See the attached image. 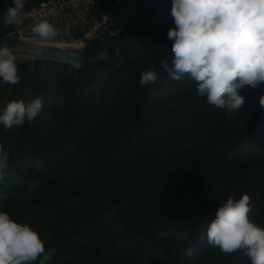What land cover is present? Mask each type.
<instances>
[{"label": "trees", "instance_id": "obj_1", "mask_svg": "<svg viewBox=\"0 0 264 264\" xmlns=\"http://www.w3.org/2000/svg\"><path fill=\"white\" fill-rule=\"evenodd\" d=\"M118 1L99 0L95 17H111ZM12 3L0 0L2 38L14 29L1 18ZM171 8L141 0L108 61L77 69L20 56V82L0 81V114L10 101H43L34 121L0 124L9 157L0 211L56 250L46 264H251L200 236L230 195L247 193L251 219L264 226V84L241 90L245 104L227 119L195 82L171 79L160 66L174 58ZM152 69L157 81L141 87Z\"/></svg>", "mask_w": 264, "mask_h": 264}, {"label": "clouds", "instance_id": "obj_2", "mask_svg": "<svg viewBox=\"0 0 264 264\" xmlns=\"http://www.w3.org/2000/svg\"><path fill=\"white\" fill-rule=\"evenodd\" d=\"M26 0H13L3 16L5 26L16 25L26 15ZM171 17L174 27L168 30L173 41L174 58H167L161 68L176 81L185 78L195 82L196 94L217 109L226 112V118L241 110L245 98L240 94L246 86L258 88L264 84V0H172ZM31 33L40 42L58 37L59 30L48 20L40 19L31 25ZM39 46L30 49L38 57ZM119 54V50L114 53ZM97 59L108 61L106 50L97 53ZM17 54L6 43L0 44V81L16 85L20 82ZM155 69L141 73V87L155 83ZM264 108V94L259 97ZM43 107L41 98L29 103H6L0 124L5 129L34 121ZM9 157L0 147V181L5 178ZM251 198L247 193L239 199L230 195L216 211L206 228L207 244L225 254L240 251L251 264H264V226L251 219ZM174 231V229H173ZM167 238L168 233H158ZM46 252L42 234L28 223H21L6 211H0V264H39ZM192 249L185 255L191 257Z\"/></svg>", "mask_w": 264, "mask_h": 264}, {"label": "water", "instance_id": "obj_3", "mask_svg": "<svg viewBox=\"0 0 264 264\" xmlns=\"http://www.w3.org/2000/svg\"><path fill=\"white\" fill-rule=\"evenodd\" d=\"M141 0H119L110 19L105 22L96 32L93 39L84 47L68 48L46 45L43 43L22 40L17 36H7L3 42L13 48L17 57H32L43 60L58 61L80 69L87 62L97 57V53L102 50L109 52L114 45L118 35L125 27L129 19L136 13ZM39 46L42 53L38 57L30 55V49ZM55 249L46 252L39 264H46L51 261L55 254Z\"/></svg>", "mask_w": 264, "mask_h": 264}, {"label": "built area", "instance_id": "obj_4", "mask_svg": "<svg viewBox=\"0 0 264 264\" xmlns=\"http://www.w3.org/2000/svg\"><path fill=\"white\" fill-rule=\"evenodd\" d=\"M98 2L99 0H43L38 5L24 10L26 15L22 18L20 23L12 25L14 29L10 35L17 36L22 40L39 43V38L34 37L31 33V25L40 19H46L50 23L54 22L56 27L55 17L66 8L75 9L76 20L74 22L67 23L64 28L59 29L57 27L59 33L68 34L75 27L87 25L93 33L96 34L99 28L110 19V16L104 17L103 20H99L95 17L93 12ZM4 14L1 16L2 20ZM6 37H0V44H2Z\"/></svg>", "mask_w": 264, "mask_h": 264}, {"label": "crops", "instance_id": "obj_5", "mask_svg": "<svg viewBox=\"0 0 264 264\" xmlns=\"http://www.w3.org/2000/svg\"><path fill=\"white\" fill-rule=\"evenodd\" d=\"M56 28H64L65 25L69 22H74L76 20V11L72 8H66L61 11L56 17ZM54 21V20H53ZM54 26V22H51ZM90 36H93V31L87 25H80L75 27L72 31L67 33H59L58 37L55 38L56 44H60L64 41L65 44H68L67 47H75L72 45L74 42H84L83 40H88ZM53 41V40H52ZM46 44V43H45ZM48 45V44H47ZM57 46V45H56ZM83 46L85 44L83 43Z\"/></svg>", "mask_w": 264, "mask_h": 264}, {"label": "rangeland", "instance_id": "obj_6", "mask_svg": "<svg viewBox=\"0 0 264 264\" xmlns=\"http://www.w3.org/2000/svg\"><path fill=\"white\" fill-rule=\"evenodd\" d=\"M95 36V33H93V36H90V38L88 40H83L84 42H74L72 43L73 46L75 47H68V48H81V47H84L83 46V43L85 44V46L93 39V37ZM39 43H44V42H39ZM46 44L48 45H52V46H58V47H67L69 46L68 44H65L64 41L60 44H56V40H53V41H50V42H47Z\"/></svg>", "mask_w": 264, "mask_h": 264}, {"label": "bare ground", "instance_id": "obj_7", "mask_svg": "<svg viewBox=\"0 0 264 264\" xmlns=\"http://www.w3.org/2000/svg\"><path fill=\"white\" fill-rule=\"evenodd\" d=\"M43 44H45V43H43ZM47 45V44H46Z\"/></svg>", "mask_w": 264, "mask_h": 264}]
</instances>
